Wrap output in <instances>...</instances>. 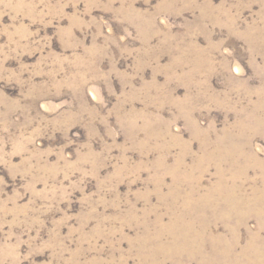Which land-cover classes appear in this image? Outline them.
<instances>
[{
  "label": "rangeland",
  "instance_id": "374dc122",
  "mask_svg": "<svg viewBox=\"0 0 264 264\" xmlns=\"http://www.w3.org/2000/svg\"><path fill=\"white\" fill-rule=\"evenodd\" d=\"M0 264H264V0H0Z\"/></svg>",
  "mask_w": 264,
  "mask_h": 264
}]
</instances>
